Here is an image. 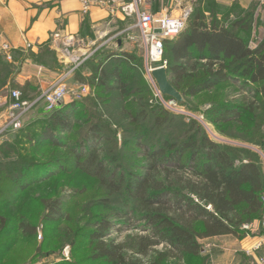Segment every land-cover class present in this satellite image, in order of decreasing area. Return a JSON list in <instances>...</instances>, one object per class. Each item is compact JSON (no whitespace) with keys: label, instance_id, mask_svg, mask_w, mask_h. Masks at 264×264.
Returning <instances> with one entry per match:
<instances>
[{"label":"rangeland","instance_id":"rangeland-1","mask_svg":"<svg viewBox=\"0 0 264 264\" xmlns=\"http://www.w3.org/2000/svg\"><path fill=\"white\" fill-rule=\"evenodd\" d=\"M214 10L224 17L227 13ZM255 13L250 11L244 17L247 28L242 27L241 32L256 48L264 41V7ZM131 22L134 25L135 19ZM131 31L139 33L136 28ZM134 52L142 72L119 58L111 59L104 65L100 82L105 78V84L100 86L94 81L95 68L71 67L68 89L88 85L90 93L64 100L73 104L69 130L46 134L38 127H26L23 132L0 136V264H112L95 257L90 237L104 219L111 222L106 241L123 245L127 256L158 260L167 252L162 241L145 256L138 252L144 238H158L133 197L132 185L137 177L149 176L163 187L181 189V171L160 158L153 164V155L166 144H183L197 131L215 139L237 165L252 161L264 174V83L250 84L236 75L211 90L184 95L185 102L178 104L180 111H175L158 103L151 92L139 41H135ZM168 56L165 45L167 61ZM193 64L195 61L189 62L190 68ZM116 68L122 81L112 76ZM202 76L200 65L189 70L179 82L181 91ZM170 78L176 82L174 76ZM124 83L126 93L121 87ZM44 104L32 106L24 122L46 116L49 112ZM93 153L97 161L90 164ZM201 155L206 153L201 151ZM45 200H58V212L51 214ZM24 222L36 232L22 230ZM196 229L201 230L202 224H196ZM193 259L169 257L161 264H194ZM198 264H205V257Z\"/></svg>","mask_w":264,"mask_h":264},{"label":"trees","instance_id":"trees-1","mask_svg":"<svg viewBox=\"0 0 264 264\" xmlns=\"http://www.w3.org/2000/svg\"><path fill=\"white\" fill-rule=\"evenodd\" d=\"M202 3L203 1L198 2L193 8L183 31L175 38H168L164 42L169 50L168 72L170 77L174 76L176 79V82H173L170 78L174 87L183 95L194 96L230 81L236 75H241L250 84H263L264 41L256 48L251 47L241 32L245 18L229 20L227 24L225 21L229 19L228 14L223 16L221 21L215 8H209ZM202 5L204 9L205 7L210 9V15L205 13ZM52 55L46 50L38 59L52 67L60 66L59 63H52ZM115 58L125 62L132 67L131 69L142 72V66L138 64L134 51H114L108 48L87 58L79 67L95 68L97 74L94 81L100 86L105 84V78L100 82V77L105 72L103 70L105 63ZM191 61H195V64L190 68ZM200 61L203 63L200 64ZM199 65L203 69V76L191 83L185 92L181 91L179 82L187 76L189 70L195 71ZM16 70L13 64L5 62L3 55L0 56L2 79L0 82H6L9 77L13 80L12 76ZM80 73L81 71L77 72V75L80 76ZM112 76L116 81L123 80L120 69L116 68ZM15 87L18 88L12 83L10 103L14 100L11 92ZM121 87L126 93L127 84L124 83ZM23 90L22 100L34 102L33 107L43 104V99L40 98L42 91L31 86L24 87ZM72 109L73 104L63 102L61 106L48 111L46 116L40 115L31 122H24L20 129L9 128L0 133V136L8 132H23L26 127L29 129L38 127V131L45 130L46 134L69 130ZM217 121L219 120H214L216 123ZM94 129L97 130L96 126ZM201 151L206 153L205 157H202ZM185 155L187 158L183 161ZM159 158L161 162H168L181 171L179 181L183 183L182 188L172 190L163 187L153 177L148 176L137 177L132 185V191L134 199L146 213L145 220L154 236L158 238V240L144 238L138 252L145 256L148 249L160 241L165 243L167 252L153 262L127 256L123 245L104 239L111 226V222L104 219L90 235L95 245L96 258L105 259L112 264H161L169 257H196L202 251L200 240L218 235L243 237L247 232L242 228L244 224L257 218L261 221L264 212V174L255 162L247 161L237 165L226 149L200 131L189 136L181 145L166 144L163 150L154 153L153 164H158ZM88 161L90 164L97 161L95 153L89 156ZM186 174L188 176H183ZM117 187L115 186V189ZM44 204L51 214L58 212L60 206L58 200H45ZM49 215L46 219L50 218ZM198 223L202 224L201 230L196 229ZM21 229L27 233L36 232V228L25 222L21 223Z\"/></svg>","mask_w":264,"mask_h":264},{"label":"crops","instance_id":"crops-1","mask_svg":"<svg viewBox=\"0 0 264 264\" xmlns=\"http://www.w3.org/2000/svg\"><path fill=\"white\" fill-rule=\"evenodd\" d=\"M111 1L93 0L90 12L83 14L80 0H0V44H10L12 61L4 52L0 51V56L3 55L6 63L17 68L13 80L9 77L6 82H0V129L7 118L12 83L18 86L14 89L21 92L27 86L43 91L60 81L66 83L71 77L69 73L74 65L69 58L64 60L63 53L67 39L74 41V45L69 47L73 56H93L105 48L135 51V41L129 38L133 33V18L126 17ZM200 1L208 7L225 10L229 15V19H224L227 24L229 20L247 17L250 11L258 14L264 7L262 0H154L152 10L155 13L169 12L178 17L189 10L191 13ZM204 11L210 15L209 8L205 7ZM216 13L223 21V16ZM54 33L61 36L58 41H54ZM46 50L53 54L52 63H59L60 66L52 67L40 62L38 58ZM250 224V230L243 237L218 235L200 240V255L186 259L194 258V264H198L203 257L205 264H262L264 228L259 218ZM260 241L263 246L255 249Z\"/></svg>","mask_w":264,"mask_h":264},{"label":"built area","instance_id":"built-area-1","mask_svg":"<svg viewBox=\"0 0 264 264\" xmlns=\"http://www.w3.org/2000/svg\"><path fill=\"white\" fill-rule=\"evenodd\" d=\"M264 2V0H262ZM116 3L122 13L126 17L135 19V24L131 27L138 30V35L130 34L129 38L134 41H139L144 47V60L146 64V74L150 81L151 88L158 103L168 109L180 111L178 102L170 97L162 95L159 87L152 76V71L157 66L167 67L168 61L164 58L165 45L164 42L168 38L176 37L186 26L190 10L183 13L181 16H173L169 12L155 13L152 10L154 0H112ZM81 10L83 14H88L92 8L93 0H80ZM159 30V32H158ZM54 41H58L61 36L59 33H54ZM74 45L73 39H67L66 48L63 50L64 60L69 58V61L74 63V68L91 56L86 54L83 56H73L69 50L70 46ZM11 46L8 42L0 44V51L6 54L8 60L12 61ZM71 72L73 71V69ZM71 72L69 74H71ZM67 74V75H69ZM90 87L88 85L80 86L78 89L69 90L64 81L53 84L42 91L40 98L43 99L47 111H52L61 106L67 97L77 99L83 94H89ZM14 99L9 106L6 122L2 125L0 133L7 131L9 128L20 129L23 126L24 119L28 110L33 106L34 102L22 100V92L14 89L11 92ZM197 120L203 121L204 117L195 116ZM264 202V199H263ZM261 225L264 228V212L261 219ZM244 230H250L251 224L246 223L242 226ZM263 243L260 241L256 244L255 249H260ZM68 253H66L67 255ZM261 263L264 264V258H261Z\"/></svg>","mask_w":264,"mask_h":264},{"label":"water","instance_id":"water-1","mask_svg":"<svg viewBox=\"0 0 264 264\" xmlns=\"http://www.w3.org/2000/svg\"><path fill=\"white\" fill-rule=\"evenodd\" d=\"M173 38H169V39H173ZM152 76L155 79L162 95L175 99L179 104H183L185 102V98L182 92H180L177 88H175L174 85L171 83L170 74L168 72L167 67L164 66L155 67L152 71Z\"/></svg>","mask_w":264,"mask_h":264}]
</instances>
